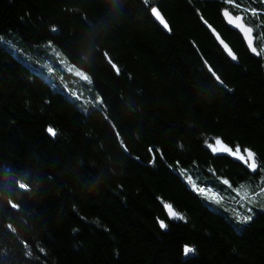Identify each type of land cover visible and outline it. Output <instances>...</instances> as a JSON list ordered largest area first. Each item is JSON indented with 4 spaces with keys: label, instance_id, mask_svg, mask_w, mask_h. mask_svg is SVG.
<instances>
[{
    "label": "trees",
    "instance_id": "trees-1",
    "mask_svg": "<svg viewBox=\"0 0 264 264\" xmlns=\"http://www.w3.org/2000/svg\"><path fill=\"white\" fill-rule=\"evenodd\" d=\"M0 264H264V0H0Z\"/></svg>",
    "mask_w": 264,
    "mask_h": 264
},
{
    "label": "water",
    "instance_id": "water-1",
    "mask_svg": "<svg viewBox=\"0 0 264 264\" xmlns=\"http://www.w3.org/2000/svg\"><path fill=\"white\" fill-rule=\"evenodd\" d=\"M236 17L237 16H234L233 14H231L227 10L223 11V13H222V18L224 20V23L228 27V29L235 32V33H238L242 37L245 45L247 46L249 53L253 57L259 58L260 53L258 52V50L256 48V37L254 36V30L245 23L243 16H239L241 19L238 21L236 20ZM230 21H232V22H230ZM204 25L209 30L213 39L216 41L218 47L222 50V52L225 54V56L232 62V64L237 65L238 64L237 57L235 56V54L233 53L231 48L223 41V39L220 37L218 32L215 29H213L212 27H210L205 22H204ZM247 29H251L252 31L249 33L247 31ZM168 32H169V30H168ZM252 47L256 48V52H253L251 50ZM233 56H235V59H233ZM229 152H231V150H229ZM246 159L249 160L248 155H247ZM254 160H255V156H254ZM249 161H250V163L252 162L251 160H249ZM255 163H256V160H255ZM168 212H170V210H168ZM170 216H173V214L171 212H170Z\"/></svg>",
    "mask_w": 264,
    "mask_h": 264
},
{
    "label": "bare ground",
    "instance_id": "bare-ground-1",
    "mask_svg": "<svg viewBox=\"0 0 264 264\" xmlns=\"http://www.w3.org/2000/svg\"><path fill=\"white\" fill-rule=\"evenodd\" d=\"M156 8L158 11H159V13L161 14V16L163 17V20H164V22H166L167 23V20H166V18H165V16H164V14L161 12V10L156 6V5H151V9L152 8ZM150 12H151V19H152V22L154 23V25H155V27L161 32V33H163V34H167V33H169L168 32V30H170L169 29V25H168V23H167V25H168V27L167 28H165L164 27V24H162L161 23V21H160V19L159 18H157L156 16H155V14L150 10ZM232 14V13H231ZM234 15V14H233ZM234 16H243L242 14H240V15H234ZM244 17V16H243ZM143 23L147 26V27H150V21H149V18L148 17H145L143 20ZM244 21H245V18H244ZM245 23H246V21H245ZM247 24V23H246ZM248 25V24H247ZM249 26V25H248ZM250 27V26H249ZM252 28V27H251ZM247 47V46H246ZM248 49V48H247ZM249 51V50H248ZM259 52V51H258ZM215 78V80L217 81V83L219 84V85H223L222 84V82H221V80L219 79V77H217V76H215L214 77ZM221 138H223V136H216L215 138H212V140H211V142H209V143H207L208 144V149L212 152V153H214V154H216V155H221V156H226V154H228V155H236V157L238 158V159H240V157L241 156H243L244 157V161H246V162H249V164H250V161L249 160H247L246 159V157H247V153L249 152H246L245 154H242L240 151L239 152H234V148H232L231 147V145L229 146V145H227L226 143H224L223 142V140L221 139ZM217 140H219L220 141V144H217L216 143V141ZM225 149H228V150H225ZM229 150H231V152H229ZM253 153V152H252ZM256 154H254V156H255ZM241 160V159H240ZM255 160H256V158H255ZM258 168V167H257ZM252 169V168H251ZM226 183L227 184H229L227 181H226ZM234 189H236V188H234ZM168 210H170V212L173 214L174 212H173V210H172V208H170V207H167L166 208V212H167V214H168V216L171 218V219H173L174 218V215L173 216H170V212H168ZM249 213H251V211H249V210H247ZM244 215H246V211L244 210ZM240 229H244L243 228V226H240L239 227Z\"/></svg>",
    "mask_w": 264,
    "mask_h": 264
},
{
    "label": "snow or ice",
    "instance_id": "snow-or-ice-1",
    "mask_svg": "<svg viewBox=\"0 0 264 264\" xmlns=\"http://www.w3.org/2000/svg\"><path fill=\"white\" fill-rule=\"evenodd\" d=\"M151 11L155 14V16H156L157 18L160 19L161 23L164 24V27L167 28L168 25H167L166 22H164L163 17H162L161 14L159 13V11H158L156 8H154V7L151 9ZM240 19H241V18H240L239 16L236 17V20H237V21L240 20ZM230 22H232V21H230ZM247 31L250 33L252 30H251V29H247ZM251 50H252L253 52H256V48H255V47H252ZM233 59H235V56H233ZM76 74H77L78 76H82L85 80H88V79H89L88 76L84 75L83 73L77 72ZM47 131H48L50 134H53V135L55 134L54 129H53L52 127H49V128L47 129ZM216 143H217V144H220V141L217 140ZM225 150H228V149H225ZM237 151H239V149H237ZM247 155H248L249 160L252 161L248 166H249L250 168H252L253 170H255L256 167H257V165H256L255 160H254V153H252L251 151H249V152L247 153ZM240 159L243 160L244 157L241 156ZM202 191H203V190H202ZM249 211H251V210L249 209ZM173 215H178V214H177V213H173ZM241 219H242L243 221H248V220L251 219V216H247V215H246V216L241 217ZM164 226H165V225H164L163 223H161V227H164ZM194 251H195V250H194L193 248L188 247V246H185V248H184V252H185L186 255H187L188 253H192V252H194Z\"/></svg>",
    "mask_w": 264,
    "mask_h": 264
},
{
    "label": "rangeland",
    "instance_id": "rangeland-1",
    "mask_svg": "<svg viewBox=\"0 0 264 264\" xmlns=\"http://www.w3.org/2000/svg\"><path fill=\"white\" fill-rule=\"evenodd\" d=\"M233 32V31H232ZM235 33V32H234ZM238 34V33H237ZM242 38V37H241ZM71 70L62 66L61 70L59 71V74L65 78L66 81H78L75 77L69 78ZM78 76V75H77ZM53 84V82H51ZM54 85V84H53ZM56 89V88H55ZM58 90V89H56Z\"/></svg>",
    "mask_w": 264,
    "mask_h": 264
}]
</instances>
